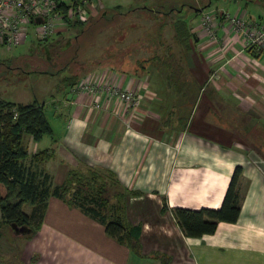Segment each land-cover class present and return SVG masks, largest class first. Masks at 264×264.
Returning a JSON list of instances; mask_svg holds the SVG:
<instances>
[{
	"label": "crops",
	"instance_id": "obj_1",
	"mask_svg": "<svg viewBox=\"0 0 264 264\" xmlns=\"http://www.w3.org/2000/svg\"><path fill=\"white\" fill-rule=\"evenodd\" d=\"M115 1L110 12L102 3V19L175 16L170 23L160 19L167 24L162 45L180 50L173 22L186 21L178 16L184 5L177 6L176 0L170 8L165 0ZM195 3L197 18L186 21L194 34L182 62L186 90L170 92L152 73L149 58L120 55L105 64L85 56L75 60L78 74L114 71L122 87L139 93L142 105L131 121L116 102L102 110L89 101L72 104L69 88L60 82L75 74V67L72 72L40 71L44 79L37 90L27 102L17 103L42 105L54 130L39 142L26 137L27 168L38 178L49 176L53 187L65 184L71 171L112 176L105 196L114 205L118 194L125 195L127 219L141 230L138 255L110 238L103 224L52 196L35 236L44 264H264V55L247 49L230 26L219 31V44H211L199 25L208 12H216L220 21L229 13L264 23V0H234L222 8L210 0ZM168 32L172 35L166 37ZM146 42L129 41L121 49L129 53ZM158 46L153 42L152 51ZM44 151L50 158L34 161ZM237 167L243 169L238 221L220 222L211 235L185 236L173 213L164 210L165 200L170 208L218 210Z\"/></svg>",
	"mask_w": 264,
	"mask_h": 264
},
{
	"label": "trees",
	"instance_id": "obj_2",
	"mask_svg": "<svg viewBox=\"0 0 264 264\" xmlns=\"http://www.w3.org/2000/svg\"><path fill=\"white\" fill-rule=\"evenodd\" d=\"M170 12H173V10ZM102 16L103 11L92 14L86 21L74 20L69 22L71 32L76 33L73 44L68 48H62L64 46L62 42L59 46L61 49L58 50V54L53 60L54 63L49 64L52 70L45 72L53 74L57 71L62 72L67 68L72 72L73 67L78 66L75 61L76 57L70 58L61 67L60 64L63 62L59 63V58L63 53L74 48L75 42L78 43L79 38L82 37L87 41L90 38L87 34L99 27V25L92 26L90 24L102 18ZM164 22L159 24V30H157L154 39V43L157 46L159 45L160 48L163 42L162 31L167 25ZM173 27L175 30V44L180 47V50L176 52L170 46L162 45V48L164 47L170 53L168 58L173 61L172 63H165L171 73L170 75H172L171 77L170 75L167 76L166 84L170 90L181 91L186 90V85L181 80V76L185 74L182 62H184L185 54L192 49L191 42L194 34L191 32L188 23L180 18L173 22ZM61 34L63 33L58 35ZM91 44V42H88L87 46L89 47ZM77 50L76 48L75 54L79 56ZM81 50L85 49L81 48ZM157 57V60H163L162 57ZM152 60L149 59V62L154 63ZM83 76V74L80 75L76 72L62 79L60 84H65L70 90ZM166 125H169V122ZM47 135L53 136L54 130L42 105L38 103L17 104L0 96V210L3 220L10 226L12 223L20 226L28 225L33 229L32 234H34L41 226L48 198L53 196L63 200L70 207L81 209L85 214L103 224L106 234L110 238L127 246L131 252L139 255L141 249L140 227L133 226L127 219L125 195L118 194V203L114 205L105 196L110 183L104 178L105 176L92 171L89 172V175L71 171L65 184L53 187L50 184L49 176L45 175L38 178L33 171L27 168L24 164L25 160L29 158L25 143L26 137L29 136L35 142H39ZM32 158L34 161H45L50 158V154L44 151ZM242 172L241 167L236 168L222 206L218 210L170 208L167 200L164 203V210H170L173 213L178 226L187 237L200 238L204 235L214 234L220 222L236 223L240 217L241 207L238 185ZM108 176L112 181L113 177ZM25 206L34 207L30 216L24 212ZM107 208L115 209L116 212L107 214L105 213ZM111 209L109 212H111ZM36 219H38V228L35 230L30 221Z\"/></svg>",
	"mask_w": 264,
	"mask_h": 264
},
{
	"label": "rangeland",
	"instance_id": "obj_3",
	"mask_svg": "<svg viewBox=\"0 0 264 264\" xmlns=\"http://www.w3.org/2000/svg\"><path fill=\"white\" fill-rule=\"evenodd\" d=\"M165 1L168 8H170L175 0ZM196 1L197 0H176L177 6H185L184 12L178 16L181 15L183 19L185 17V20L188 21L189 24L197 18L195 15L197 11ZM203 1L204 0H201V2ZM233 1L234 0H210L211 6L217 7L219 5V8L225 5L230 6ZM115 2V0H102L105 6L104 10L106 9L108 12L112 11L114 8L113 6L116 4ZM194 6H196V10ZM173 17L163 18L160 16L156 18L149 15H138V17L133 15L132 17H126L116 14L115 17L110 20H104L102 18L97 19L90 24L92 26L99 25L98 28L91 29L92 31L87 34L90 38L87 39V41L82 37L79 38L78 43L80 44L75 42L74 48L61 55L58 62L63 63L60 64V67L64 66V63H67L70 58L76 57L75 60H78L82 55L85 56L86 59L88 57L91 58L90 60L93 63L99 60L100 62L103 61L104 64L109 58L110 61H108L112 62L114 57H119L120 55L122 57L123 55L128 58L130 57L131 60L149 58L151 60L153 59L152 61H154V63L156 62L155 64L152 63L150 67L152 73L161 77V81L166 84V78L171 73L165 63H172L173 61L168 58L170 53L167 52V49L163 47L152 51L151 44L154 42L157 34L158 24H161L160 19L162 18V21L167 19V22L170 23L175 19ZM119 31L121 34L118 33ZM165 35L168 37L172 34L168 32V34L166 33ZM75 37L76 33L73 31V33L55 35L44 42L36 39L33 28H31L30 33L25 37L21 45L11 50L0 47V95L11 102H27L26 99L28 98V94L30 97V93H34L37 90L38 81L40 80L42 82L44 79L42 78L43 75L39 72L52 70L49 64L54 63L53 60L57 56L58 50L61 49L59 48L60 44L63 42L64 46L62 48H68L73 44ZM137 40L139 43L147 41L146 43L148 44H146L147 46L144 45V47L141 46L142 48L137 50L132 49L129 53L127 49H121L126 46L129 41ZM119 41H122V43H119V48L117 49L115 46ZM88 42L92 43L89 47L87 46ZM76 48L78 49L79 56L75 54ZM81 48L85 50H81ZM156 55L162 57L161 59L163 60H157L158 57ZM81 67L83 70L85 69L84 66L81 65ZM28 71L32 73H27ZM74 72L78 73V66L74 68ZM86 74H88V72L84 73V75ZM171 76L172 75H170V77ZM164 87L165 85L163 89ZM172 91L171 89L170 92ZM21 92L27 93V95H22ZM38 92L39 91H37V93ZM104 176L108 182H111L108 175ZM29 207L30 206H25L24 210L32 214V209ZM110 209L107 208L105 213L114 214L116 212L115 209H111V212H109ZM37 223L38 219L30 221L31 226L35 230L38 228ZM38 232L39 229L37 232L35 231L33 235L16 236L10 224L3 220L0 210V264H44V262H46L44 258H41L40 254L36 253L35 245H38V242H40V239L35 237Z\"/></svg>",
	"mask_w": 264,
	"mask_h": 264
},
{
	"label": "built area",
	"instance_id": "obj_4",
	"mask_svg": "<svg viewBox=\"0 0 264 264\" xmlns=\"http://www.w3.org/2000/svg\"><path fill=\"white\" fill-rule=\"evenodd\" d=\"M103 11L100 0H0V47L13 49L23 43L33 28L36 39L45 41L59 33H70L69 22L86 21ZM220 21L216 12L203 14L200 29L211 44H219L220 32L231 27L244 38L245 47L264 55V23L245 16L224 13ZM41 18L42 23L36 19ZM72 104L89 105L102 110L116 102L131 121L142 105L139 93L122 87L114 71L88 73L69 90Z\"/></svg>",
	"mask_w": 264,
	"mask_h": 264
},
{
	"label": "water",
	"instance_id": "obj_5",
	"mask_svg": "<svg viewBox=\"0 0 264 264\" xmlns=\"http://www.w3.org/2000/svg\"><path fill=\"white\" fill-rule=\"evenodd\" d=\"M37 23H42V19L41 18H37L36 19ZM12 229L14 230V233L16 236H22V235H30L33 232V229L30 228L28 225H18L16 223H12Z\"/></svg>",
	"mask_w": 264,
	"mask_h": 264
}]
</instances>
